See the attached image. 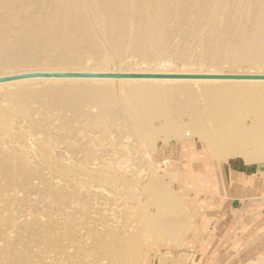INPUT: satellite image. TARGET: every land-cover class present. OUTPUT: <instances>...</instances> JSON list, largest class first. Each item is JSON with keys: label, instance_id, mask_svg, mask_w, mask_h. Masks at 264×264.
Masks as SVG:
<instances>
[{"label": "bare ground", "instance_id": "bare-ground-1", "mask_svg": "<svg viewBox=\"0 0 264 264\" xmlns=\"http://www.w3.org/2000/svg\"><path fill=\"white\" fill-rule=\"evenodd\" d=\"M196 49L201 62L223 57L224 51L235 66L263 62L264 0H0V68L59 66L0 77L32 72L264 75L262 70L63 68L86 65L90 55L109 56L112 63L130 50L143 60L167 53L188 60ZM0 98V110L12 106L16 116L37 103L47 125L62 101L75 116L89 114L88 107L96 105L97 124L107 128L112 120H125L143 141L162 134L169 140L196 137L208 147L203 174L195 176L206 186L214 181L206 172L214 159L221 164L242 157L264 164V80L27 78L1 82ZM27 120L31 126L33 107ZM148 190L159 207L155 221L147 224L174 229L177 222L163 216L160 206L177 205L176 197L165 185Z\"/></svg>", "mask_w": 264, "mask_h": 264}, {"label": "rangeland", "instance_id": "rangeland-1", "mask_svg": "<svg viewBox=\"0 0 264 264\" xmlns=\"http://www.w3.org/2000/svg\"><path fill=\"white\" fill-rule=\"evenodd\" d=\"M131 51L118 62L90 55L86 65L63 68L264 71V61L232 65L227 51L202 62L198 49L188 60L167 53L149 61ZM58 67H2L0 74ZM57 102L48 125L37 103L21 116L12 106L0 110V264H189L187 249L202 211L195 189L211 187L191 181L190 147L203 149L206 160V143L189 136L169 140L163 134L143 141L125 120H112L107 128L97 124L101 111L96 105L88 107L93 116H75L68 102ZM248 164L254 163L242 157L221 163L222 168ZM148 183L165 185L177 198L175 206H160L163 216L177 222L174 229L147 224L155 221L159 207Z\"/></svg>", "mask_w": 264, "mask_h": 264}, {"label": "crops", "instance_id": "crops-1", "mask_svg": "<svg viewBox=\"0 0 264 264\" xmlns=\"http://www.w3.org/2000/svg\"><path fill=\"white\" fill-rule=\"evenodd\" d=\"M190 150L196 183L206 160L203 149ZM207 170L214 181L207 193L195 189L202 211L187 249L189 264H264V165L222 168L211 161Z\"/></svg>", "mask_w": 264, "mask_h": 264}, {"label": "water", "instance_id": "water-1", "mask_svg": "<svg viewBox=\"0 0 264 264\" xmlns=\"http://www.w3.org/2000/svg\"><path fill=\"white\" fill-rule=\"evenodd\" d=\"M27 78H111V79H207V80H264L253 74H191V73H90V72H32L0 77L1 82Z\"/></svg>", "mask_w": 264, "mask_h": 264}]
</instances>
